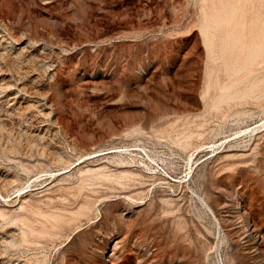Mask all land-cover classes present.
I'll return each instance as SVG.
<instances>
[{"label": "rangeland", "instance_id": "rangeland-1", "mask_svg": "<svg viewBox=\"0 0 264 264\" xmlns=\"http://www.w3.org/2000/svg\"><path fill=\"white\" fill-rule=\"evenodd\" d=\"M203 1L0 0V264H264V1Z\"/></svg>", "mask_w": 264, "mask_h": 264}, {"label": "bare ground", "instance_id": "bare-ground-1", "mask_svg": "<svg viewBox=\"0 0 264 264\" xmlns=\"http://www.w3.org/2000/svg\"><path fill=\"white\" fill-rule=\"evenodd\" d=\"M221 1V3L224 5V6H228V5H230V0H220ZM237 1V0H236ZM264 1V0H263ZM204 1L202 0V3H203ZM210 2V1H209ZM215 2H216V0H215ZM241 2H243V1H241ZM252 2V1H251ZM212 3V2H211ZM214 3V2H213ZM213 3L212 4H210V5H213ZM235 3V2H234ZM248 3V2H247ZM261 3V2H260ZM262 3H264V2H262ZM238 4V3H237ZM255 4V3H254ZM210 5H205L207 8V10L209 11V8H211L210 7ZM216 5V4H215ZM234 5V4H233ZM248 6H249V4H247ZM263 5V4H262ZM217 6V5H216ZM219 6V5H218ZM217 6V7H218ZM201 7V6H200ZM237 7V6H236ZM246 7V6H245ZM253 7V6H252ZM256 7V6H255ZM214 9L216 8V7H213ZM219 8V7H218ZM241 8V7H240ZM251 8V7H250ZM203 9V8H202ZM205 9V8H204ZM242 9V8H241ZM240 9V10H241ZM246 9H248V8H246ZM257 9V8H256ZM253 10V9H252ZM262 10V9H261ZM210 11H211V9H210ZM229 11V10H228ZM245 11V10H244ZM259 12H261L260 10H258ZM230 12V11H229ZM202 13V12H201ZM209 13V12H208ZM232 13V12H231ZM248 13V12H247ZM251 13H252V11H251ZM250 13V14H251ZM258 13V12H257ZM264 13V12H263ZM211 14H212V12H211ZM230 14V13H229ZM237 14V13H236ZM254 15H255V13H254ZM201 16V15H200ZM206 16V15H205ZM250 16V15H249ZM249 16H247V17H249ZM256 16V15H255ZM258 16V15H257ZM224 17V16H223ZM223 17L220 15V14H218V15H216L215 16V18H213V23H212V25L214 24L215 26H223L222 24L224 23V20H223ZM226 17V16H225ZM246 17V16H245ZM259 17V16H258ZM257 17V18H258ZM261 17V16H260ZM259 17V18H260ZM263 17V16H262ZM206 18V17H205ZM254 16H253V19L252 20H254ZM209 19V18H208ZM225 19V18H224ZM247 19V18H246ZM204 20H206V19H204ZM226 20V19H225ZM236 20H238V19H236ZM243 20H244V18H243ZM207 21V20H206ZM247 21V20H246ZM209 22V21H208ZM242 21H240V23H241ZM244 22V21H243ZM227 23H229V22H227ZM250 23H252V22H250ZM235 24V23H234ZM236 24H237V22H236ZM257 24V23H256ZM262 24V23H261ZM204 25H205V23H204ZM227 25V24H226ZM253 25V24H252ZM264 25V24H263ZM209 27V26H208ZM216 27V28H217ZM230 27V26H229ZM252 27V26H251ZM255 27V26H254ZM203 28V27H202ZM233 28V27H232ZM240 28V27H239ZM249 29V28H248ZM264 29V28H263ZM205 30H207L206 28H205ZM214 30V29H213ZM203 31V30H202ZM221 31V30H220ZM230 31V30H229ZM211 32H213V31H211ZM225 32V31H224ZM250 32V31H249ZM264 32V31H263ZM203 33H204V31H203ZM217 33V32H216ZM223 33V32H222ZM206 34V33H205ZM230 34V33H229ZM245 34V33H244ZM259 34V33H258ZM231 35V34H230ZM247 35V34H246ZM253 35H254V33H253ZM220 36H221V34H220ZM232 36V35H231ZM262 36H264V35H262ZM211 37V36H210ZM213 37H214V35H213ZM235 38V37H234ZM259 38V37H258ZM261 38V37H260ZM213 39V38H212ZM221 39V38H220ZM231 39V38H230ZM230 39H228V40H230ZM247 39V38H246ZM223 40V39H222ZM263 40V39H262ZM214 41V40H213ZM224 41V40H223ZM253 41V40H252ZM217 42V41H216ZM224 42H226V41H224ZM229 42V41H228ZM248 42V41H247ZM258 42V41H257ZM235 43V42H234ZM211 44V43H210ZM215 44V43H214ZM224 44V43H223ZM261 44V43H260ZM264 44V43H263ZM217 45V44H216ZM250 45V44H249ZM252 45V44H251ZM257 45V44H256ZM219 46V45H218ZM229 46H230V44H229ZM238 46H239V44H238ZM214 47V46H213ZM231 47V46H230ZM234 47V46H233ZM253 47V46H252ZM262 47V46H261ZM264 47V46H263ZM262 47V48H263ZM225 48V47H224ZM243 48V47H242ZM209 49V48H208ZM233 49V48H232ZM241 49V48H240ZM261 49V48H260ZM221 50V49H220ZM245 50V49H244ZM256 50V49H255ZM259 50V49H258ZM209 51V50H208ZM235 51V50H234ZM241 51V50H240ZM224 52V51H223ZM247 52V51H246ZM251 52H253V50L251 51ZM263 52V51H262ZM213 53V52H212ZM211 54V53H210ZM256 54V53H255ZM258 54H259V52H258ZM264 54V53H263ZM260 55V54H259ZM246 56V55H245ZM248 56H249V54H248ZM258 56V55H257ZM256 56V57H257ZM213 57V56H212ZM233 57V56H232ZM252 57H253V55H252ZM255 57V56H254ZM230 58V57H229ZM235 58H236V56H235ZM243 58V57H242ZM262 58V57H261ZM216 59H218V60H220L221 62H222V65H223V70L222 71H224V74H225V77H224V79L225 78H232L233 76H235V75H237V74H239L241 71H243V70H246L247 68H248V64L249 63H246V62H239V61H236V62H230L227 58L225 59L224 58V55H223V53H219V52H217L216 53ZM244 59V58H243ZM256 59V58H255ZM234 60V59H233ZM252 60V59H251ZM250 60V61H251ZM244 61V60H243ZM253 61H255V60H253ZM219 62V61H218ZM264 63V62H263ZM219 66V65H218ZM259 66V65H258ZM257 68V67H256ZM217 69V68H216ZM255 69V68H254ZM221 70V69H220ZM219 70V71H220ZM211 71V70H210ZM219 73V72H218ZM214 74V73H213ZM261 75V74H260ZM216 76V75H215ZM220 76V75H219ZM259 78H261V77H259ZM262 78H263V76H262ZM261 78V79H262ZM255 79V78H254ZM256 80V79H255ZM219 81V80H218ZM223 81H226V80H223ZM242 81V80H241ZM253 81V80H252ZM251 82V81H250ZM249 82V84H251ZM257 82V81H256ZM224 83V82H223ZM259 83V82H258ZM258 83H256V84H258ZM212 84V83H211ZM216 84V83H215ZM247 84V83H246ZM244 86H246V85H244ZM215 87V86H214ZM254 87V86H253ZM262 87H264L263 85H262ZM217 88H220V87H218L217 86ZM249 88V87H248ZM228 89V88H227ZM261 89V88H260ZM241 90V89H240ZM257 90V89H256ZM262 90H263V88H262ZM217 91V90H216ZM246 91H248V90H246ZM245 91V92H246ZM255 91V90H254ZM259 91V90H258ZM220 92V91H219ZM235 92V91H234ZM236 92H238V91H236ZM243 92V91H242ZM253 92V91H252ZM251 92V93H252ZM264 92V91H263ZM203 93V92H202ZM205 93L207 94V90H205ZM254 93V92H253ZM257 93V92H256ZM216 94V93H215ZM234 94V93H233ZM248 94V93H247ZM250 94V93H249ZM261 94H263V93H261ZM216 95H218V94H216ZM237 95V94H236ZM253 95V94H252ZM259 95V94H258ZM239 95H237V97H238ZM244 96H245V94H244ZM257 96V95H256ZM215 97V96H214ZM240 97V96H239ZM241 97H242V95H241ZM240 97V99H242ZM247 97H248V95H247ZM253 97V96H252ZM251 97V98H252ZM258 97V96H257ZM228 98V97H227ZM236 98V97H235ZM246 98V97H245ZM249 98V97H248ZM211 99V98H210ZM237 99V98H236ZM239 99V98H238ZM204 100V99H203ZM226 100V99H225ZM230 100V99H229ZM232 100V99H231ZM223 101V100H222ZM221 101V102H222ZM233 101V100H232ZM225 103V102H224ZM230 102H227V104H229ZM213 104H214V101H213ZM206 105V104H205ZM221 105H222V103H221ZM209 106V105H208ZM223 106V105H222ZM211 107H213L212 105H211ZM221 107V106H220ZM219 107V108H220ZM210 109H212V108H210ZM213 111V110H212ZM189 134V133H188ZM186 135V134H185ZM183 139V138H182ZM182 139H181V141H182ZM177 140V139H176ZM187 140V139H186ZM180 141V142H181ZM188 142V141H187ZM190 142V141H189ZM191 143V142H190ZM185 144H186V142H185ZM185 146V145H184ZM88 170V169H87ZM84 171V170H83ZM89 171V170H88ZM86 173H88V172H86ZM81 174V173H80ZM83 174V173H82ZM131 174V173H130ZM100 175V174H99ZM98 175V176H99ZM122 175V174H121ZM126 175V174H125ZM154 175H156V174H154ZM153 175V176H154ZM90 176V175H89ZM103 176V175H102ZM110 176V175H109ZM118 176V175H117ZM117 176H113V177H117ZM122 176H124V174L122 175ZM84 177V176H83ZM104 177V176H103ZM120 177V176H119ZM126 177V176H125ZM125 177H123V178H125ZM155 177V176H154ZM82 178V177H81ZM96 178H98L97 176H96ZM160 178V177H159ZM107 179H108V177H107ZM118 179V178H117ZM121 179V178H120ZM122 180V179H121ZM82 181V180H81ZM0 194L3 196V194L0 192ZM200 198V197H199ZM202 201V200H201ZM86 202V201H85ZM204 204L206 205L205 207H207L208 208V210L211 212V214H213L214 215V211H213V209L211 208V207H209V205L207 204V203H205L204 202ZM89 207H90V204H89V202H86L85 203V205L83 206V210H80L79 209V212L81 211L82 212V214H84V213H86L87 211H89L90 209H89ZM242 209H244V207L243 206H241L240 205V210H242ZM207 210V209H206ZM78 212V213H79ZM242 215L241 216H243L244 217V219H245V221L247 222V224H245L246 226H245V229L243 230V234H244V236H243V238L245 239V242H248V241H250V240H256V241H258V240H260L261 239V235H260V233L257 231V229L256 228H254V225L253 224H251V225H249V220H250V214L248 213V211L247 210H242ZM240 213V214H241ZM63 215V214H62ZM65 215V214H64ZM215 215H216V213H215ZM214 215V216H215ZM57 216V215H56ZM59 217H60V215H59ZM63 217V216H62ZM55 219V218H54ZM65 219V218H64ZM63 219V220H64ZM215 219H216V217H215ZM58 220H60V218L58 219ZM217 224L219 225V221L217 220ZM27 225V224H26ZM32 229V228H31ZM32 230H37V229H32ZM33 233V232H32ZM38 233V232H37ZM40 233V232H39ZM46 233H47V231H46ZM49 234H50V232H48ZM53 232H51V234H52ZM233 240V239H232ZM239 241V240H238ZM238 241H234L233 243V245H238L239 244V242ZM234 247V246H233ZM222 264H229L227 261H225V262H223Z\"/></svg>", "mask_w": 264, "mask_h": 264}]
</instances>
